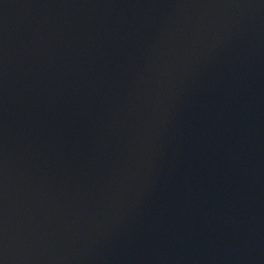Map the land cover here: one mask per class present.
<instances>
[{
    "label": "water",
    "instance_id": "1",
    "mask_svg": "<svg viewBox=\"0 0 264 264\" xmlns=\"http://www.w3.org/2000/svg\"><path fill=\"white\" fill-rule=\"evenodd\" d=\"M0 264H264V0H0Z\"/></svg>",
    "mask_w": 264,
    "mask_h": 264
}]
</instances>
